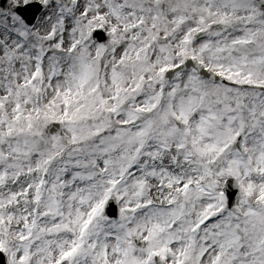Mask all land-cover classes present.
<instances>
[{
    "label": "snow or ice",
    "instance_id": "1",
    "mask_svg": "<svg viewBox=\"0 0 264 264\" xmlns=\"http://www.w3.org/2000/svg\"><path fill=\"white\" fill-rule=\"evenodd\" d=\"M0 264H264V0H0Z\"/></svg>",
    "mask_w": 264,
    "mask_h": 264
},
{
    "label": "water",
    "instance_id": "2",
    "mask_svg": "<svg viewBox=\"0 0 264 264\" xmlns=\"http://www.w3.org/2000/svg\"><path fill=\"white\" fill-rule=\"evenodd\" d=\"M112 208H114V204L112 205Z\"/></svg>",
    "mask_w": 264,
    "mask_h": 264
}]
</instances>
